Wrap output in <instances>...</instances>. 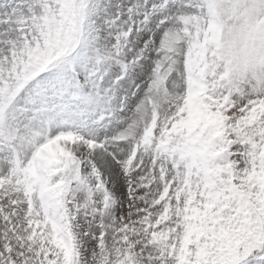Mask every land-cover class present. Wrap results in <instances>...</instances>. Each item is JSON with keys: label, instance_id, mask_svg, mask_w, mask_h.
I'll return each instance as SVG.
<instances>
[{"label": "snow or ice", "instance_id": "1", "mask_svg": "<svg viewBox=\"0 0 264 264\" xmlns=\"http://www.w3.org/2000/svg\"><path fill=\"white\" fill-rule=\"evenodd\" d=\"M0 264H264V0H0Z\"/></svg>", "mask_w": 264, "mask_h": 264}]
</instances>
